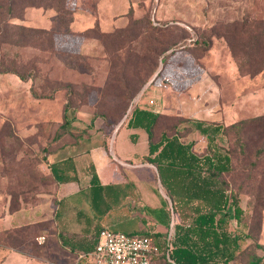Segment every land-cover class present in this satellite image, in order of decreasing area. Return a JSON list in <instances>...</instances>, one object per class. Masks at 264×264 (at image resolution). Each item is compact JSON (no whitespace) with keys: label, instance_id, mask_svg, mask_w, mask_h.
I'll list each match as a JSON object with an SVG mask.
<instances>
[{"label":"rangeland","instance_id":"rangeland-1","mask_svg":"<svg viewBox=\"0 0 264 264\" xmlns=\"http://www.w3.org/2000/svg\"><path fill=\"white\" fill-rule=\"evenodd\" d=\"M14 8L22 15L11 22L25 30L20 38L11 27L1 46L0 264H85L78 244L93 235L61 204L73 195L62 197L50 155L84 134L108 141L135 105L163 112L155 136L171 130L200 155H229L219 175L236 249L228 264L264 255V0H16ZM59 9L72 13L69 29ZM194 120L220 126L212 143Z\"/></svg>","mask_w":264,"mask_h":264},{"label":"trees","instance_id":"trees-1","mask_svg":"<svg viewBox=\"0 0 264 264\" xmlns=\"http://www.w3.org/2000/svg\"><path fill=\"white\" fill-rule=\"evenodd\" d=\"M15 1L8 0V3H0V63L5 60L1 53V46L5 40L9 41L11 33H15L10 32V28H17L16 34L20 38L24 37V27L16 26L11 22V19L22 15L15 14ZM61 5L63 6L62 2ZM58 12L61 25L69 29L73 20L72 13L61 9ZM64 14H69L70 17L65 20ZM249 27V31L254 33L259 29V25L253 23ZM165 60L163 57L162 61L165 62ZM246 63L248 67L254 68L258 60H249ZM0 67L4 66L0 65ZM3 71L14 72L15 70L4 68ZM162 114L163 112H155L135 105L126 123L128 126L143 127L146 130L149 137V152L144 159L156 166L160 181L172 202H182V206L187 205L193 214L190 215L186 225L177 226L168 256L166 248H161L164 252L153 256L151 264H161L160 258L171 264H228L234 259L236 249L231 248L232 240L225 230L228 194L219 175L229 171L230 157L227 153L215 149L214 152L199 156L191 151V143L181 142L180 136L171 130H163L155 136L154 128ZM65 123H69L68 119H65ZM192 125L193 128L205 134L210 143L213 141V134L220 129L219 125L206 124L200 120H194ZM49 166L52 178L57 183L77 182L80 185V190L73 195V200L63 198L61 204L71 205L75 220L83 223L84 232L93 235L90 242L78 244L83 253L88 252L94 247L99 231L102 229L100 217L121 202L127 195V186L102 184L93 164L87 167L88 179L84 185H81L82 180L79 178L72 157L52 162ZM84 197L88 198L91 214L84 210L85 206L81 203ZM234 215L240 219L241 209L236 203ZM58 216L61 217L60 214ZM244 264H264V255L253 254Z\"/></svg>","mask_w":264,"mask_h":264},{"label":"crops","instance_id":"crops-1","mask_svg":"<svg viewBox=\"0 0 264 264\" xmlns=\"http://www.w3.org/2000/svg\"><path fill=\"white\" fill-rule=\"evenodd\" d=\"M163 103L162 101L164 109ZM139 107L161 112L144 105ZM104 139V134H84L54 151L50 155V163L72 157L80 179L81 171L83 178L88 179L86 170L93 164L102 184L126 185L127 195L100 217L101 226L129 234H150L160 248H166L167 255L177 226L186 225L193 213L187 205L182 206V202H172L160 181L156 166L144 159L149 152V137L143 127L128 126L125 121L116 127L108 141L105 142ZM180 140L185 144L189 143L181 137ZM191 151L203 156L192 146ZM147 166L153 167L155 178L150 177ZM61 184L62 188L67 189V192H60L62 197L74 195L80 190L77 182ZM81 203L85 206L84 210L91 214L88 198L84 197ZM183 215L188 217L183 219Z\"/></svg>","mask_w":264,"mask_h":264},{"label":"built area","instance_id":"built-area-1","mask_svg":"<svg viewBox=\"0 0 264 264\" xmlns=\"http://www.w3.org/2000/svg\"><path fill=\"white\" fill-rule=\"evenodd\" d=\"M161 253L150 234H129L103 227L94 247L79 257L85 264H151L152 257Z\"/></svg>","mask_w":264,"mask_h":264}]
</instances>
